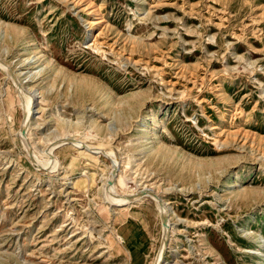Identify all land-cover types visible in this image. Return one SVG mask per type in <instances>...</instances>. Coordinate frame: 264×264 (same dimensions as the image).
Here are the masks:
<instances>
[{"label": "rangeland", "instance_id": "rangeland-1", "mask_svg": "<svg viewBox=\"0 0 264 264\" xmlns=\"http://www.w3.org/2000/svg\"><path fill=\"white\" fill-rule=\"evenodd\" d=\"M257 236L264 0H0V264H264Z\"/></svg>", "mask_w": 264, "mask_h": 264}, {"label": "bare ground", "instance_id": "bare-ground-1", "mask_svg": "<svg viewBox=\"0 0 264 264\" xmlns=\"http://www.w3.org/2000/svg\"><path fill=\"white\" fill-rule=\"evenodd\" d=\"M90 7H92L93 8V11H94V7L93 6H90ZM92 8L90 9V10H92ZM96 22V21H95ZM94 22V23H95ZM93 24V23H92ZM91 28H92V26H90V28H89V31L91 30ZM7 68V67H6ZM24 90V89H23ZM22 91V90H21ZM28 93V92H27ZM30 94V93H29ZM34 99V95H32L31 94V96H30V101L27 103V105H26V109H24L25 110V114H26V120H25V123L24 124H27V119H28V116H29V114H30V108H31V101ZM34 102V101H33ZM33 104V103H32ZM25 114H24V116H25ZM23 124V125H24ZM26 126V125H25ZM24 126V128H26ZM144 132L145 133H148L149 132V128L147 127V126H145V130H144ZM61 139V138H60ZM64 139H66L65 138V136L61 139V140H58L57 141V143H60V142H62ZM72 138H70V140H71ZM56 142V141H55ZM75 142L77 143V141L75 140ZM82 143V142H81ZM56 144V143H55ZM74 144V143H73ZM87 147L88 148H91V149H100V148H97V147H93V146H90V145H87ZM88 148H86V149H88ZM47 149V148H46ZM49 149V148H48ZM102 150V152H105V153H107V154H110L111 156H112V158L115 160V156L114 155H112V153H109L108 151H104L103 149H101ZM51 151V150H50ZM47 152V151H46ZM48 154H50L49 152H48ZM107 156V155H106ZM50 157V156H49ZM108 157H110V156H108ZM53 158V157H52ZM52 161V160H51ZM114 164V163H113ZM115 166V165H114ZM114 171V170H113ZM113 171H112V173H110V176H109V178H114L115 176H114V173H113ZM109 181V180H108ZM118 181L119 182H121L122 180L119 178L118 179ZM106 186H107V188H108V192L110 193V191L112 190H114V184L113 185H108V183L106 184ZM143 191V190H142ZM145 191H147V193L146 194H148V196H150L151 198H153L156 202H157V205H158V208H159V213H160V216L161 217H164V220L167 222V207H166V204L164 203V202H162V201H160L159 199H156L155 197H157V196H154L150 191H148L147 189L145 190ZM112 194L114 193V192H111ZM144 193V192H143ZM142 195V194H141ZM120 196V195H119ZM109 197V196H108ZM129 197V196H128ZM109 198H111V197H109ZM127 198V196H124V198L122 197H120V198H115V199H113V201H115L116 203H118L119 205L121 204H124V203H126L127 201H128V199H126ZM131 198V197H130ZM138 198V197H137ZM167 225L166 224H164V223H162V231H163V237H166V233H167V227H166ZM252 234H254V233H252ZM163 239V238H162ZM130 240V238L127 240V241H129ZM255 241L258 243V245H259V247H260V251H258V253H259V255H260V257H261V261L264 263V239L261 237V236H257V237H255ZM161 244H163V243H161ZM165 246V245H164ZM162 253H163V246H161V248H159V250H158V253H157V256H156V258H155V261H154V264H161V261L163 260V256H162ZM257 253V254H258Z\"/></svg>", "mask_w": 264, "mask_h": 264}, {"label": "water", "instance_id": "water-1", "mask_svg": "<svg viewBox=\"0 0 264 264\" xmlns=\"http://www.w3.org/2000/svg\"><path fill=\"white\" fill-rule=\"evenodd\" d=\"M161 223H165L164 217H161Z\"/></svg>", "mask_w": 264, "mask_h": 264}]
</instances>
